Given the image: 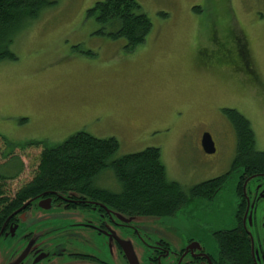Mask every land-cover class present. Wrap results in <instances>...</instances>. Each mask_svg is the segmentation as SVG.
<instances>
[{"label":"rangeland","instance_id":"obj_1","mask_svg":"<svg viewBox=\"0 0 264 264\" xmlns=\"http://www.w3.org/2000/svg\"><path fill=\"white\" fill-rule=\"evenodd\" d=\"M103 1L57 0L26 20L12 38L15 60L0 61V138L19 146L30 141L58 145L85 132L116 139L115 157L157 148L166 178L184 191L230 169L235 135L224 110H235L249 122L255 149L264 151V0H136L151 31L129 53L123 40L100 35V27L87 17ZM240 46L249 50L253 73L239 75L237 82L230 68L231 58L241 61ZM149 129L154 131L146 133ZM203 133L211 136L213 154L201 147ZM5 152L0 143V174L9 168ZM36 155H23L24 173L14 187L35 167ZM239 172L230 174L211 201L194 200L172 216L134 217L139 264H147L144 258L156 239L178 246L186 237L206 239L214 228L229 227ZM94 185L120 191L109 170ZM262 193L264 185L252 192L258 211H264ZM95 215L52 211L32 231L55 225L60 234L52 241L88 247L97 235L83 224ZM29 241L40 239L32 233ZM6 257L1 246L0 264ZM22 258L15 255L11 264Z\"/></svg>","mask_w":264,"mask_h":264},{"label":"trees","instance_id":"obj_2","mask_svg":"<svg viewBox=\"0 0 264 264\" xmlns=\"http://www.w3.org/2000/svg\"><path fill=\"white\" fill-rule=\"evenodd\" d=\"M56 2L0 0V61L15 60L10 50L12 38L25 26L26 20L36 18L43 8ZM87 17L100 27V35L123 40L126 53L143 44L151 31V23L141 13L136 0L97 2L87 11ZM223 113L235 135V155L230 169L224 175L194 185L187 191L166 178L157 148L115 157L119 150L116 139H98L85 132H77L58 145L30 141L19 146L1 137L0 143L6 148L3 158L8 159L9 168L0 174V231L15 217L12 216L15 211L40 194L59 192L92 196L122 213L164 217L189 202L219 193L234 171H240L242 178L264 174V151L255 149V137L249 122L235 110L226 109ZM17 148L19 154L13 155ZM31 151L37 153L35 167L27 171L21 185L14 187L12 182L24 173L23 155ZM105 170H109L118 182L119 192L94 185L95 179ZM223 244L236 264L244 263L245 252L239 233L225 236Z\"/></svg>","mask_w":264,"mask_h":264},{"label":"flooded vegetation","instance_id":"obj_3","mask_svg":"<svg viewBox=\"0 0 264 264\" xmlns=\"http://www.w3.org/2000/svg\"><path fill=\"white\" fill-rule=\"evenodd\" d=\"M240 48L242 49H236V54L241 59L239 62L231 58L232 52H226V55L230 53L229 58L232 60L230 75L237 82L239 75L253 73L249 50L246 46ZM245 86L247 83L244 84ZM152 131L154 129H149L146 133ZM240 175L239 172L235 187L236 208L229 227L214 228L206 239L186 237L178 246L156 239L149 247L148 255L144 258L145 262L147 264H236L225 251L223 239L232 232H237L242 236L245 252L244 263L241 264H264V211L255 209L256 200L252 197V192H260L261 186L264 185V174H253L243 178ZM217 194L201 199L211 201ZM41 202H44L42 207L39 206ZM25 204L23 210L9 220L0 235V247L5 248L7 255L6 264H11L15 255L18 258L23 256L17 264H50L52 261H64L65 264H139L133 247L138 238L139 226L132 222V219L139 215L122 213L107 206L99 198L79 194L65 195L59 192L40 194ZM66 210L91 211L96 214L93 221H86L83 224L84 228L96 232L98 241L95 244L76 247L52 241V237L60 234V230L55 225H45L32 231L39 222L44 223L43 220L50 212L56 211L60 214ZM10 226H15L13 235L9 233ZM32 233H35L40 241H29Z\"/></svg>","mask_w":264,"mask_h":264},{"label":"water","instance_id":"obj_4","mask_svg":"<svg viewBox=\"0 0 264 264\" xmlns=\"http://www.w3.org/2000/svg\"><path fill=\"white\" fill-rule=\"evenodd\" d=\"M200 144H201V147L203 149V151L206 153V154H213L215 152V148H214V144H213V141L211 139V136L208 134V133H203L202 136H201V139H200ZM44 204V202H41L39 204L40 207H42V205ZM26 206L23 205L19 210L15 211L12 216H15L17 215L21 210H23V208ZM5 228V224L3 225V227L1 228V231H0V235L3 231V229ZM14 229H15V226H10L9 228V233L10 235H13V232H14ZM127 254V253H126ZM127 258L129 260L130 259V256L127 255Z\"/></svg>","mask_w":264,"mask_h":264}]
</instances>
